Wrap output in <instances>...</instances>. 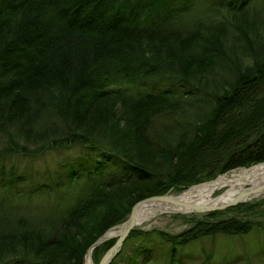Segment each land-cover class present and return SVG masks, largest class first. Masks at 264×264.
I'll return each mask as SVG.
<instances>
[{
    "label": "trees",
    "instance_id": "1",
    "mask_svg": "<svg viewBox=\"0 0 264 264\" xmlns=\"http://www.w3.org/2000/svg\"><path fill=\"white\" fill-rule=\"evenodd\" d=\"M199 2L185 31L179 17L186 4L0 0V187L14 191L13 201L0 199V264H84L90 246L135 203L172 187L165 179L200 182L264 162V9L252 7L254 0ZM159 11L163 22L155 24ZM204 12L211 17L198 19ZM160 75L176 76L178 88L147 82ZM85 146L83 153H103L97 173L114 162L126 176L92 179L70 194L78 169L66 175V186H52L58 191L48 183L36 189L7 182L12 157L32 161L47 147ZM38 192L57 197V215L44 226L16 220L23 212L18 202ZM263 205L264 199L232 209L257 215ZM217 212L182 235L162 234L172 254L198 237L246 233L260 223L249 211L212 220ZM114 243L96 247L97 257ZM143 251L133 249L126 264H136Z\"/></svg>",
    "mask_w": 264,
    "mask_h": 264
},
{
    "label": "rangeland",
    "instance_id": "2",
    "mask_svg": "<svg viewBox=\"0 0 264 264\" xmlns=\"http://www.w3.org/2000/svg\"><path fill=\"white\" fill-rule=\"evenodd\" d=\"M161 1H163L165 9L169 7L175 8L185 4L188 5L182 10V12L187 11L182 18H186L190 15L188 22L183 21L182 18L179 17V20L181 21L182 29H184L185 31L188 28L187 24L196 14L195 12L196 7L200 5L199 0H161ZM254 1L255 3L254 6L252 7L259 10L264 9V0H254ZM188 3H191V5L189 6ZM213 7H215V5ZM202 9L207 10L205 8ZM159 16L160 19L156 21L163 22L160 11H159ZM204 17L205 18L211 17V15L209 14V12L207 13L204 12L203 14L200 15L198 14V19ZM213 18L218 20L217 17H213ZM174 77L176 76L160 75L159 77L157 76V78L150 80L148 79L147 82L151 81L149 84L156 89L160 87L178 88L177 85L178 82ZM128 86L132 87L133 90H136V88L139 89L138 84L128 85ZM185 120L191 121V118ZM170 121L171 120L167 121V123L168 122L170 123ZM163 138L164 136L162 137V139ZM81 151L88 152L87 146H85V148L83 147V150L75 147L74 149L69 151L67 150L63 151L57 148L52 149L50 147H47L43 151L42 155H40L41 156L40 158H32V161L25 156L12 157L6 169L7 182H11L13 180L14 181L13 185L16 184L15 186L21 188H25V187L32 188L34 187V185L39 184L35 187L37 189L38 186L45 185L46 183H48L50 187H52L57 181H59L62 185L66 186L70 182V179H68L69 172L78 169V172L76 171L78 178L73 183L72 190L71 189L69 190V194H70L79 187L87 186L88 185L87 183L92 179L98 181V180H108L110 178H115V177L119 178L126 176V173H124L122 166L121 165L116 166L114 164L117 163L114 162H107L106 164H104L105 165L104 167L102 165V170H103L102 174L97 173L98 172L97 160H103V157L101 155L103 153L99 151L96 152V154L89 155L88 153H83ZM249 167L250 166L235 167V169H231L225 171V173L218 174L217 176H215V178H204L200 182H196L193 180V181H185L183 183L181 182L174 183L176 180L173 178L175 177L169 178L167 179V181L165 179L164 182H166V185L169 182L170 184H173L172 187L162 194H156V196H162V195L173 196V194L181 195L187 192L195 185H200V184L203 185L204 183L213 182L217 180V178H219L220 176H224L225 174L236 172V170L246 169ZM11 168H13L14 170V174L12 175V178H10L9 176ZM199 168H201V165L199 166ZM88 171H91V173L94 174V178H92L93 175H91V173H89ZM46 176H48V178ZM45 178H47V180ZM5 186L0 187L1 193L2 191L3 192L12 191L6 188ZM10 187L12 188V186ZM52 188L54 190H57L54 187ZM223 192H224L223 189H219L216 191L215 195H221V193ZM54 195L59 196L60 194H54ZM260 195L262 194H258V196L247 198L246 201L240 202L237 205L242 203L248 204V202L264 199V193L262 196ZM6 196L7 195L4 194V196L0 197V199L5 200L6 198L9 201H13L14 191H12V195L10 197H6ZM0 202H3V200H0ZM18 203H20L23 206V208L24 207L25 208L24 209L20 208V210H22L23 212L15 216L17 217L15 219L17 220L19 218H23L24 220L25 219L30 220L35 225L37 224L39 226H44L47 221L46 218L55 216L59 212L57 208V206L59 205L57 197L56 196L44 197V195L41 192L34 193V196L29 200L19 201ZM175 205L177 204L173 203V206L175 207L174 211L163 210L162 212L156 213V215H154L149 222L144 223L142 225H139L137 223L134 229L150 231L149 234H143L145 233L143 231L142 234L135 233L134 235H132V238L128 236L122 244L121 247L122 249L120 253L121 257H119V259L115 261V264H126L129 261V257L132 255L133 249H138V248H141L142 251L143 250L144 251L143 254L139 256L136 264H144V262L149 257H150L149 258L150 261L148 264H264V212H263L264 205L259 208L260 212L263 213L259 212V214L257 215L253 213L251 210H248L250 213L249 214L250 219L253 222L260 221L259 224H253V226L249 228L248 232L238 233V234H229V233L227 234L224 232H218L215 235L201 236L196 238V240L187 241L182 246L177 247L176 254L173 255L171 252L173 245L170 244L168 239L162 234L165 233L166 235H170L173 237L175 235H182L183 233H185L187 230L191 229L195 225V221L197 219L206 218L209 214L216 213V211H218L216 217L211 218L212 220H215L216 218L218 219L227 218L229 216H234V215L242 216V215H246L245 213L248 212V211L246 212L240 211L239 209L234 210L232 209L235 208L234 206H228L227 208L210 210L204 213L196 212V211L187 212V210L181 212L180 210L176 209V207L180 205L177 206ZM130 214L131 212L128 214L127 217L122 219L121 222L128 220L131 216ZM121 222H118L117 225L121 224ZM111 239H114L116 243L119 237L115 234L114 236L111 237ZM93 249L94 250L92 254V259L96 262V264H99L101 258L104 256V254L107 251L101 254V256L97 257L96 249L95 248Z\"/></svg>",
    "mask_w": 264,
    "mask_h": 264
},
{
    "label": "bare ground",
    "instance_id": "3",
    "mask_svg": "<svg viewBox=\"0 0 264 264\" xmlns=\"http://www.w3.org/2000/svg\"><path fill=\"white\" fill-rule=\"evenodd\" d=\"M160 19L159 14L152 17V21L159 24L158 20ZM168 19V17H167ZM166 19V20H167ZM165 20V21H166ZM264 182V164L253 166L251 168L239 169L236 172L225 174L220 176L215 180V182H209L204 185H195L187 192L176 195L173 194V197L179 199L182 202L187 204H211L216 205L226 199V197H232L237 194L238 191L247 188L248 184L257 186V184ZM229 187V188H227ZM227 188V189H226ZM223 189L224 192L221 195H215L216 191ZM226 189V191H225ZM177 206V205H175ZM175 207L171 202H146L142 203L141 206L136 210V221L139 225L149 222L154 215L158 212L165 211H174ZM176 209L184 212L187 210V207L177 206ZM120 228H113L108 233L110 236L113 234H118ZM92 255H87L85 264H92Z\"/></svg>",
    "mask_w": 264,
    "mask_h": 264
},
{
    "label": "water",
    "instance_id": "4",
    "mask_svg": "<svg viewBox=\"0 0 264 264\" xmlns=\"http://www.w3.org/2000/svg\"><path fill=\"white\" fill-rule=\"evenodd\" d=\"M260 164H264V162H259L254 166L260 165ZM253 166H250L249 168H251ZM215 182V181H213ZM206 184V183H204ZM203 184V185H204ZM202 185V184H200ZM247 188L242 189L240 191L237 192V194H235L232 197H226V199H224V201L220 202V203H216V205H211V204H187L186 202H182L179 199L174 198L173 196H169V195H162V196H152L149 198H145L141 201H139L138 203H136V205L133 207L132 211H131V216L128 220L121 222V224L117 225L118 227H120V232L118 234H116L119 239L117 240V242L111 246V249L108 250L105 255L101 258V262L100 264H109L112 261V257H114L122 248V244L124 242V240L127 238V236L130 234V232L136 227L135 225L137 224L136 221V210L138 209L139 206H141V204L143 202H171L180 206H186L187 207V212H206V211H210V210H216V209H222V208H227L228 206H235L240 202L246 201L247 198H251L254 196H258V194H262L264 193V182L257 184V186H253L251 184H248L246 186ZM260 195V196H262ZM153 200V201H152ZM110 232V230L106 233H104L103 235H101L99 237V239L97 241H95L91 247L88 253H90L94 247L101 245V243L111 239L113 235H109L108 233ZM92 263L94 264V262L92 261Z\"/></svg>",
    "mask_w": 264,
    "mask_h": 264
}]
</instances>
